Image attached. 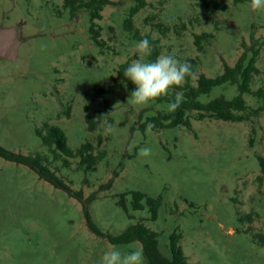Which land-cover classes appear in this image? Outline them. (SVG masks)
Instances as JSON below:
<instances>
[{
  "label": "rangeland",
  "instance_id": "1",
  "mask_svg": "<svg viewBox=\"0 0 264 264\" xmlns=\"http://www.w3.org/2000/svg\"><path fill=\"white\" fill-rule=\"evenodd\" d=\"M110 1L95 21L104 43L98 47L88 34V15L82 10L72 19L63 0H0V30L18 29L20 42L14 61L0 60V146L15 154H40L72 191H81L84 198L93 195L87 209L104 234L117 236L141 222L158 233V249L166 258L168 236L180 232L191 264H264V248L254 240L264 235V174L258 161L264 159V112L240 123L195 120L192 113L189 127L148 124L139 129L146 118L169 113L168 104H133L128 100L133 90L127 86L104 100L94 95L112 84L120 64L141 58L137 42L123 30L132 1ZM199 2L166 0L158 5L148 0L133 17L142 35L160 40L161 54L181 62L198 59L192 86L200 75H220L223 63L233 66L252 28L256 38L264 39V9L251 10L250 0L237 5L219 0L225 7L221 12H209ZM181 22L184 30L179 29ZM156 23L171 31L160 34ZM201 33L214 37L203 43L200 53L193 41ZM257 67L253 91L264 87V46ZM177 92L170 88L163 96ZM236 95L235 86L225 85L199 100ZM243 98L251 108L260 106L250 95ZM85 106L98 117L93 132L87 131ZM44 125L60 128L71 150L88 142L95 154L104 152L105 157L86 173L77 169L78 159H70L64 168L35 134ZM143 147L151 149L150 155H138ZM111 179L110 187L102 189ZM129 192L161 197L158 219L150 221L147 208L131 210L130 195L126 213L117 202ZM112 249L128 253L142 247L138 242L111 245L92 234L77 200L28 167L0 158V264H101Z\"/></svg>",
  "mask_w": 264,
  "mask_h": 264
},
{
  "label": "trees",
  "instance_id": "2",
  "mask_svg": "<svg viewBox=\"0 0 264 264\" xmlns=\"http://www.w3.org/2000/svg\"><path fill=\"white\" fill-rule=\"evenodd\" d=\"M132 5L126 12V17L123 21V30L129 35L133 41L139 42L143 39H147L151 45V54L146 56V61L154 62L156 58L161 55L162 45L159 39H152L148 35H142L140 31L133 25V17L137 15L141 10L146 8L149 3L148 0H131ZM198 6L203 7L205 10L211 11H224L225 7L221 5L219 0H197ZM234 5L244 3L246 0H232ZM158 5H164L166 0H157ZM110 0H63V8L67 10L69 16L73 19L76 17L79 11H84L88 15L89 27L88 34L90 40L98 47H103L104 43L99 40L100 32L95 24L96 20L101 19V11L107 5H110ZM153 17L146 18L145 22L152 21ZM160 34L165 35L170 32L171 29L160 23L153 25ZM178 28V27H175ZM174 28V29H175ZM179 29L184 30L185 24L180 23ZM215 29H217V23H215ZM253 28L249 36V42H242V52L237 58L233 66H228L223 63V70L220 75L214 78H208L204 75H200L196 81V85H191V77H187L182 87L173 86L171 88L181 92L183 94V102L175 112H169L164 115L158 114L155 117H148L146 121L142 123L138 128L144 131L148 124L159 129L175 128L179 126L189 127L191 114L194 113L195 120L213 119L224 122H249L255 118H258L262 112H264V87L255 91L251 89V83L254 76L260 73L257 62L260 56L262 47L264 46V39L256 38ZM214 37L211 33H201L194 35V46L197 51L201 53L203 50V43ZM186 62L190 63L193 68V72L198 68V59H188ZM131 64L128 60L123 64H120L115 71V76L111 77L112 84L107 88H99L95 91V96L105 99V96L114 95L117 90L123 86L135 89V85L124 76L125 69ZM225 85L235 86L237 95L231 100H226L223 97L215 98L207 103H202L199 98L201 96H208L211 90L215 87H222ZM250 95L260 102V106L257 108H251L247 106L243 96ZM175 99V93L170 98L160 96L153 100L158 103L165 102L169 104ZM152 101V100H151ZM86 115L85 123L87 125V131H95L98 124L97 116L88 113V107L85 106ZM142 114L139 115L141 118ZM35 134L39 137L42 145L47 148V151L52 155L53 160L60 161L64 168H69L70 159H78L79 171L86 173L93 168L98 162L105 157L104 152L95 154L92 144L86 142L83 143L75 151L71 150L67 145V137L64 132L56 127L44 125L43 129H36ZM100 141V139H99ZM252 143V139L249 141ZM0 158L5 161L15 164L23 165L32 170L40 179L46 181L56 189L65 191L68 196L77 200L84 211L86 225L89 231L105 240L111 245H126L133 242H138L142 247V252L145 260L148 264H191L187 261L182 247L180 245L181 233L172 232L168 236V250L169 258L164 257L158 249V233L147 228L143 223L137 222L136 224L128 227L123 233L112 236L101 232L90 218L87 203L93 200V195L88 198H84L81 191H72L57 175L54 171L44 164L43 156L36 155H21L9 152L0 146ZM261 172L264 174V159L258 158ZM113 177H117V173H113ZM112 183V179L102 186V189L109 188ZM130 195V207L133 211H142L144 208L148 209L150 215V221H156L158 219V211L162 204L161 197L151 198L140 192H129L119 195L117 204L127 213L126 196ZM131 218V216H129ZM250 221V217L247 218ZM255 242L262 248H264V235L254 236Z\"/></svg>",
  "mask_w": 264,
  "mask_h": 264
},
{
  "label": "clouds",
  "instance_id": "3",
  "mask_svg": "<svg viewBox=\"0 0 264 264\" xmlns=\"http://www.w3.org/2000/svg\"><path fill=\"white\" fill-rule=\"evenodd\" d=\"M251 10L264 9V0H250ZM141 58L134 60L124 71V76L130 80L135 89L130 93V100L136 105H147L151 100L167 95L173 86L182 87L185 79L194 75L192 65L181 62L172 55L161 54L154 62L144 59L151 54L152 48L147 39H143L134 45ZM183 102V94L177 92L173 102L168 104V111L175 112ZM112 131L111 126L107 129ZM151 149L143 147L139 149V156H148ZM101 264H144L142 250H134L122 253L119 249L106 251Z\"/></svg>",
  "mask_w": 264,
  "mask_h": 264
},
{
  "label": "water",
  "instance_id": "4",
  "mask_svg": "<svg viewBox=\"0 0 264 264\" xmlns=\"http://www.w3.org/2000/svg\"><path fill=\"white\" fill-rule=\"evenodd\" d=\"M19 45L18 29L0 30V60L14 61Z\"/></svg>",
  "mask_w": 264,
  "mask_h": 264
}]
</instances>
